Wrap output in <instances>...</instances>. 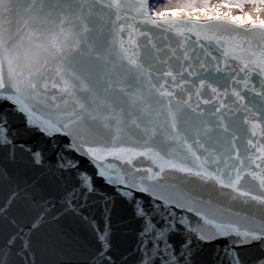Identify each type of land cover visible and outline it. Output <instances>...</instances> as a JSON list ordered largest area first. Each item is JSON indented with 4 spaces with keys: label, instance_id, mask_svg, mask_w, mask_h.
<instances>
[{
    "label": "snow or ice",
    "instance_id": "obj_1",
    "mask_svg": "<svg viewBox=\"0 0 264 264\" xmlns=\"http://www.w3.org/2000/svg\"><path fill=\"white\" fill-rule=\"evenodd\" d=\"M0 264H264V0H0Z\"/></svg>",
    "mask_w": 264,
    "mask_h": 264
},
{
    "label": "water",
    "instance_id": "obj_2",
    "mask_svg": "<svg viewBox=\"0 0 264 264\" xmlns=\"http://www.w3.org/2000/svg\"><path fill=\"white\" fill-rule=\"evenodd\" d=\"M21 195L23 196V195H25V194H24V193H22ZM82 231H83V230H82ZM89 238H91V237H89Z\"/></svg>",
    "mask_w": 264,
    "mask_h": 264
},
{
    "label": "rangeland",
    "instance_id": "obj_3",
    "mask_svg": "<svg viewBox=\"0 0 264 264\" xmlns=\"http://www.w3.org/2000/svg\"><path fill=\"white\" fill-rule=\"evenodd\" d=\"M157 6H159V4Z\"/></svg>",
    "mask_w": 264,
    "mask_h": 264
}]
</instances>
